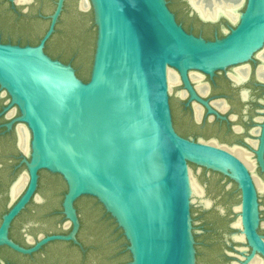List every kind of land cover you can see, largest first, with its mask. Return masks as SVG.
Here are the masks:
<instances>
[{
  "label": "water",
  "instance_id": "1",
  "mask_svg": "<svg viewBox=\"0 0 264 264\" xmlns=\"http://www.w3.org/2000/svg\"><path fill=\"white\" fill-rule=\"evenodd\" d=\"M185 1L201 22L224 21L229 28L221 26V38L204 40L183 30L166 0H88L95 38L87 82L70 64L43 51L64 0H56L37 46L0 44V90L19 113L7 127H25L29 158L23 160L26 189L1 218L0 246L28 255L53 241L77 244L79 223L73 204L89 197L121 231L129 264H195L191 164L235 184L238 204L232 212L237 229L251 248L250 258L258 254L264 261L251 172L228 150L175 133L167 77L169 70L176 71L190 100L220 118L195 95L187 72L211 77L253 60L262 64L257 54L264 49V0H243L235 23L224 16L203 20ZM259 83L264 90V82ZM253 154L264 176V111ZM39 171L64 182L62 215L72 228L66 236L43 237L24 250L7 233L33 196Z\"/></svg>",
  "mask_w": 264,
  "mask_h": 264
},
{
  "label": "flooded vegetation",
  "instance_id": "2",
  "mask_svg": "<svg viewBox=\"0 0 264 264\" xmlns=\"http://www.w3.org/2000/svg\"><path fill=\"white\" fill-rule=\"evenodd\" d=\"M75 1L64 0L54 32L46 41L43 51L52 59L70 64L78 71L84 66L83 61L75 67L70 61L60 60L61 55L66 51L65 40L70 35V25L82 34H85L90 27L88 13L84 14L83 10L79 9L81 0L77 1V4ZM166 2L176 22L185 32L195 37L211 41L222 37V27L229 28L224 21L216 24L201 22L195 14H190L191 10L185 0H166ZM55 3L56 0H25V2L0 0V44L19 47L37 46L48 29L49 16L53 13ZM80 18H85L83 23L87 31L80 30L82 28L78 20ZM46 22L47 26L44 28ZM57 38L63 43L54 48L56 56L53 57L51 56L53 53H49L48 50L57 44L55 43ZM75 47L76 45L73 49L74 56L80 53V48ZM260 65L259 61L253 60L247 64L227 68L225 71L215 72L211 77L198 71L187 72L188 83L195 95L206 102L220 118L209 114L195 100H190L177 72L171 70L178 80L177 84L169 86V92L174 89L175 93L173 97L169 95L168 99L175 133L183 139L205 142L229 152L230 149L238 148L249 154L255 165L253 149L257 144L258 125L264 111V90L257 76ZM242 67L246 78L237 83L231 75L234 74L235 69ZM18 116V111L14 107H9V97L0 90V223L2 216L23 195L27 185L23 160H29L28 138L24 146L19 143V133L24 132V135H27V132L19 123L7 127ZM254 169H257L256 165ZM201 171L215 174L204 169ZM37 176V186L33 196L12 220L7 233L8 239L24 250L34 248L43 237L66 236L72 228L62 215L61 202L66 191L64 182L59 176L46 171H39ZM261 176L264 178L263 175ZM258 179L263 190L264 183L260 178ZM18 182H21V185L12 196V187ZM226 197L227 204L221 208L212 206L206 214L208 215L206 222L201 226L204 234L196 241L195 264H250L256 259H260L264 264L258 254L250 258L251 248L237 229L238 226L235 225L237 222H228V214L231 212L235 215L232 212L233 208L230 210L228 206L235 197H238L235 184L234 190L227 193ZM73 206L79 223L75 234L77 244L53 241L28 255L18 254L0 246V264H129L130 258L121 231L116 228L114 222L107 223L108 215L101 206L89 197L77 199ZM262 231L264 224L261 226L259 223L257 233L264 238Z\"/></svg>",
  "mask_w": 264,
  "mask_h": 264
},
{
  "label": "rangeland",
  "instance_id": "3",
  "mask_svg": "<svg viewBox=\"0 0 264 264\" xmlns=\"http://www.w3.org/2000/svg\"><path fill=\"white\" fill-rule=\"evenodd\" d=\"M77 1L79 0L75 1L76 4H77ZM82 1L85 4L84 5L85 7H83V13L87 14L90 12V4L88 0H82ZM242 2L243 0L241 1V5H242ZM46 26H47V22L44 24V28H46ZM75 45H76L75 48H78L80 46L78 39H76ZM92 48L93 47L91 46V52L89 53L90 54L89 56L91 57L93 53ZM174 93H175V90L172 89L169 92V95L173 97ZM188 167H189L190 179H193L195 183L203 190L201 197H197L196 195H191V198H190L191 234H192V238L194 242L193 247L195 250L196 241H198V239L202 237L204 234V231L201 228V226H204L203 224L204 222H206L205 219L206 217H208V215L206 214L211 210L212 206H215V208H221L223 207V205L228 203V198L226 197V194L234 190V184L231 181L224 179L222 176H218L216 174H208L204 171H201L194 165L189 164ZM253 173L258 178H260L264 183V178L260 175L257 169H254ZM209 177L211 180H209ZM222 196H225V197H222ZM203 201L211 203L208 208H203L204 206ZM257 202H258V208H259V215H258L259 223L262 226L264 224V188L262 191L257 190ZM237 204H238V198L235 197L234 200H232L229 203L228 205L229 209L231 210ZM228 215H229L228 222L229 223L234 222L236 219V216L233 215L231 212ZM262 233L264 234V231H262Z\"/></svg>",
  "mask_w": 264,
  "mask_h": 264
},
{
  "label": "bare ground",
  "instance_id": "4",
  "mask_svg": "<svg viewBox=\"0 0 264 264\" xmlns=\"http://www.w3.org/2000/svg\"><path fill=\"white\" fill-rule=\"evenodd\" d=\"M18 1L25 2V0H18ZM189 1L203 20L212 21L219 16H224L232 23H235L238 19L236 10L241 6L242 0L241 1L240 0H189ZM84 5H85L84 2L81 1L80 7L83 8L85 7ZM257 57L262 62V64L260 65L257 71V76L261 81H264V49L257 54ZM243 70L244 67L234 70V74L231 76L235 82L239 83L246 78V75L243 74L245 70L244 71ZM168 73L170 74V77L168 74V86L172 87L174 84L178 83L177 76L171 70ZM220 109L222 110L223 108ZM27 138L28 137L27 135H24V132L19 133V143L23 144V146L25 145ZM230 152L235 156H237L239 159H241L245 167L252 172V176L254 178V184L256 185L257 190L261 191L262 184L260 180L253 173L255 165H254V161L251 159V156L246 152L239 150L238 148L230 149ZM190 183H191L192 195L201 197L202 196L201 188L195 183L193 179H191ZM20 185L21 182H18L12 187V191H11L12 196L16 194V191L20 187ZM203 202L206 206L209 204L206 201ZM235 225L239 226L238 221ZM250 264H262V262L260 259H256L252 261Z\"/></svg>",
  "mask_w": 264,
  "mask_h": 264
},
{
  "label": "trees",
  "instance_id": "5",
  "mask_svg": "<svg viewBox=\"0 0 264 264\" xmlns=\"http://www.w3.org/2000/svg\"><path fill=\"white\" fill-rule=\"evenodd\" d=\"M87 16L89 17V24H90L89 30L87 31V27L84 26L83 20H85V18L78 19L80 20V25L82 27L80 30L87 31L85 34H82L81 32H77V30L72 25H70L71 32H69L70 35L65 40L66 41L65 42L66 51L63 52V54L60 57V60H62L63 62L70 61L75 67L79 66L81 61L84 62V66L81 67V69H79L76 72L77 77L80 78L84 82H87L88 80V72H89V67L91 64L90 63L91 56H89L90 55L89 53L91 52V46L93 47V40L95 38V31L92 25L91 11L87 14ZM76 39H78L80 43V46H79L80 53L74 56L73 49L76 43ZM55 43L57 44H54L52 48L48 50L49 53H53V55L51 54V56L53 57L56 56L54 54L55 53L54 48L56 46H60L63 42H61V40L57 38L55 40ZM106 219H107V223H113V221L109 219L108 216H106Z\"/></svg>",
  "mask_w": 264,
  "mask_h": 264
}]
</instances>
